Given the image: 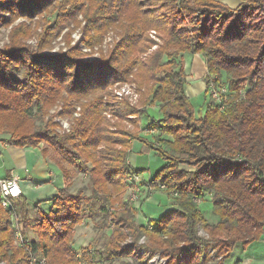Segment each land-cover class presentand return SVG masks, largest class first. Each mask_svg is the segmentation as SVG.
Listing matches in <instances>:
<instances>
[{"label": "trees", "instance_id": "16d2710c", "mask_svg": "<svg viewBox=\"0 0 264 264\" xmlns=\"http://www.w3.org/2000/svg\"><path fill=\"white\" fill-rule=\"evenodd\" d=\"M52 1L4 3L12 15L33 16ZM55 9L59 13L48 38L78 12L84 14L91 40L116 24L123 29L110 53L91 62L76 47L58 55L45 53L47 38L33 50L19 39L30 34L21 25L0 48V136L9 134L0 141L17 147L45 142L43 156L53 149L66 180L54 211L45 212L37 203L33 216L26 196L12 199L23 234L32 229L37 235L32 250L51 264H129L125 257H132L133 264H149L142 249L151 256L161 252L166 264H206L213 248L217 264H225L237 244L247 249L263 240L264 0H237L234 5L225 0H58ZM151 29L162 42L150 36ZM124 52L130 56L124 59ZM183 53L203 55L206 91L227 88L223 107L210 96L204 112L195 108L186 91ZM130 74L145 87L139 110L126 99H103L110 86L129 81ZM65 92L90 99L71 131L60 135L44 116ZM156 103L159 116L148 109ZM109 110L122 117L136 112L149 117L158 134L151 140L121 131L120 137L111 130L105 115ZM131 138L142 141V152L153 150L165 161L149 181L164 185L170 208L148 224L135 221L147 198L138 207L124 200L129 177L145 171L131 164ZM65 163L89 174L90 194L71 192L73 175ZM208 194L220 218L216 223L197 201ZM117 203L123 208L113 213L115 224L107 236L110 224L101 223L102 246L75 248L76 226L86 217L107 215ZM10 213L0 198V259L29 264L28 250L14 244ZM200 226L208 238L200 234ZM125 228L132 242H124L129 237ZM142 235L145 244L139 241Z\"/></svg>", "mask_w": 264, "mask_h": 264}, {"label": "rangeland", "instance_id": "374dc122", "mask_svg": "<svg viewBox=\"0 0 264 264\" xmlns=\"http://www.w3.org/2000/svg\"><path fill=\"white\" fill-rule=\"evenodd\" d=\"M7 1L8 0H0V15H3L4 17L2 20H0V48L5 47L11 42V32L14 27L19 25L25 26L27 33H30L27 37L25 35L20 36L19 39L27 46H30L33 50L37 49L40 40H44L45 38H47L51 41L50 45L45 48V53L58 55L60 53L69 51V49L71 48L76 47L81 53V58L88 62L94 61L101 56H107L121 39L123 29L122 24H116L110 27L108 31L105 32L102 37H100L101 39L95 38L91 40L86 31L87 23L83 12L76 13L74 16V20H67L66 24H64L63 26L56 27L52 34V37L48 38L49 31L53 30L49 27L55 26L56 17L59 13V10L55 9V3L58 0H53L51 3H49L47 10L33 16L12 15V13L8 10L9 6L6 5ZM225 1L233 5L237 2V0ZM64 7L68 9L70 8V4L65 5ZM150 36L153 39L162 42L156 30L151 29ZM156 47L157 45H154L153 49ZM123 55L125 59L130 56V53L124 52ZM183 56L186 62L185 66L188 74L186 84L187 94L193 102L195 108L204 112L205 105L211 96V91H206V84L203 80L204 75H201L202 70L200 69L202 68V66L199 63L194 64L192 60L193 58L190 54L183 53ZM90 58H92V60H90ZM201 60L205 61L202 54ZM192 68H195V71L197 73ZM137 71L138 67L135 68V75L138 77V75L136 74ZM223 74H225V72H223ZM135 75L130 74L129 81L116 82L108 88V91L104 93L101 92L103 93V99L105 101H107L108 98H114L116 100L126 99L137 110L142 109L144 107L142 98L144 95L143 93L145 91V87L139 86L137 81L138 78ZM89 99L82 98L78 100L77 98L69 97L68 93L65 92L64 97H60L54 105L48 108L44 118L45 120L51 119L53 123H55L56 131L60 135L67 134L71 131L76 122V119L81 116L83 103L87 102ZM148 109H150L152 115H160L159 106L157 105V103L153 106H150ZM105 115L110 123L111 130L120 137L121 135H123L121 131H129L134 135H141L151 140H153L158 134V131L156 129L150 128L149 117L140 115L138 112L122 117L120 115L114 114L109 110L105 112ZM35 123L38 125L41 123V120L37 119ZM0 137L8 138L9 134H3ZM140 142L142 143V141H140L138 138H131L130 161L132 165H135L139 168H144L145 171L144 173H136L129 177V183L125 190L124 200L129 203L133 202L138 207L141 203V200L147 198L145 203L142 204L139 213L135 215V221L148 224L149 218H158L161 214H163L167 209L170 208L171 199L164 191V186L160 188V185L162 184H155L149 181L151 179V175H154L156 171L164 165L165 161L159 155L155 154L153 150L148 153L142 152L143 148L138 150L137 147ZM46 145L47 144L45 142H41L39 144V147L42 148ZM49 149L50 152L47 158H56L59 161L60 158H58V156L53 152V149ZM12 160L13 154L11 153V151H9L8 147H5L3 143L0 142V164L6 165L11 163ZM65 165L69 168L71 174L73 175L70 180L71 192L75 193L82 190L85 194H90L91 188L89 183V174H87L83 170H79L78 168L69 166L66 163ZM182 167L192 169L191 167H188L186 165H183ZM19 173L21 174V177L25 174L22 171H19ZM210 197L211 195L208 194L203 200L198 199L197 201L200 203V209L201 211H203L207 219L212 223H216L220 218L212 211V203L210 200H207L210 199ZM122 208L123 207H121L117 203L113 207H110V211L107 213V215L98 213L94 217H86L84 221L79 224L84 226L86 225L87 227V230H84L83 232V239L85 240V244L82 246L89 245L90 243H92L96 247L102 246L104 239L102 237V230L100 229L101 223L106 221L108 225L110 224V227L108 226V228H106L105 230V234L107 236V234L110 233L115 224L113 213ZM30 211L34 216V208H32ZM10 217L13 228L14 223L16 222L21 230V226L19 223L20 220L16 215V212H11ZM76 229L79 230L80 228L76 226ZM199 230L202 236L206 238L209 237L208 233L201 226ZM125 231L128 233V230L126 228ZM33 235L34 234L31 229V231H29V233L25 236L32 239ZM128 236L129 237L124 242L133 241L129 233ZM139 241L140 243L145 244L146 236L142 235ZM136 251H138V249ZM208 254L211 260L207 261L206 264H217V259L214 257L213 248L209 249ZM144 255L149 264H162V260H166L167 263V259L162 257L161 252L157 253V255L154 256H151L148 252L144 253ZM122 260L127 261L129 264L134 263V259H132L131 257H125ZM225 264H264V238L261 241L254 242L247 249H243L241 244H237L233 251L232 257L227 260Z\"/></svg>", "mask_w": 264, "mask_h": 264}, {"label": "crops", "instance_id": "0c3cea01", "mask_svg": "<svg viewBox=\"0 0 264 264\" xmlns=\"http://www.w3.org/2000/svg\"><path fill=\"white\" fill-rule=\"evenodd\" d=\"M190 55L193 58L194 64L199 63L202 66V68H200L202 70L201 75L207 74L208 71L205 61L201 60V54ZM192 69L195 71V68ZM0 142H2L5 147H8L9 151L13 154L11 163L6 165L0 164V177H10L14 172H17L21 177L19 171L24 172V176L21 177L23 195L28 198L30 208L32 209L37 203H40L45 212L56 210L55 198L59 189L66 185L64 173L60 169L58 160L56 158H47L48 156L44 157L42 148L39 146L17 147L3 141ZM141 148L142 143L140 142L137 149L140 150ZM78 227L80 228L79 230L75 228V248H79L85 244L83 232L87 230V227L86 225H78ZM35 238H37L36 234L33 235L32 239Z\"/></svg>", "mask_w": 264, "mask_h": 264}, {"label": "built area", "instance_id": "2783aa9c", "mask_svg": "<svg viewBox=\"0 0 264 264\" xmlns=\"http://www.w3.org/2000/svg\"><path fill=\"white\" fill-rule=\"evenodd\" d=\"M90 60H92V58H90ZM226 91L227 88L225 86L219 89L212 88L211 90V96L213 97V99H215V101L218 104L222 105V107L225 105V100L223 95ZM163 186L164 185H160V188ZM21 195H23L22 178L17 172L12 173L10 177H0V198H1V204L4 208L9 209L10 212L14 213L15 208L12 199L17 198ZM31 240L32 239L22 234L18 224H16L15 222L14 243L16 246L24 247L28 250L29 264H50L48 258L45 255L39 254L32 250ZM147 252L148 251H146L145 249H142L140 251V253L142 254ZM0 264H8V263L4 260H0ZM162 264H166V260H162Z\"/></svg>", "mask_w": 264, "mask_h": 264}]
</instances>
